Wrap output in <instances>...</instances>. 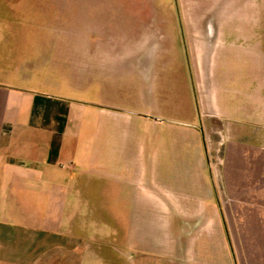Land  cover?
<instances>
[{
	"label": "crops",
	"instance_id": "0c3cea01",
	"mask_svg": "<svg viewBox=\"0 0 264 264\" xmlns=\"http://www.w3.org/2000/svg\"><path fill=\"white\" fill-rule=\"evenodd\" d=\"M84 5L85 23L72 29L71 55L23 65L0 56V264H40L46 252H67L65 223L94 200L130 207L131 220L150 224L148 234L161 228L169 244L141 249H163L173 264H184L200 238L212 254L221 244L229 264H264V185L253 192L263 198L255 207L252 188L226 184L215 170L209 196H217L218 206L184 208L189 194L173 175L186 157L155 144L187 138L164 110L154 114L151 103L156 63L169 57L167 36L155 26L156 5ZM188 20L203 112L217 113L222 99L244 121L254 97L264 99V0H213L189 10ZM44 62L62 63L64 70L49 72ZM221 187L230 192L227 204ZM158 221L163 228H155Z\"/></svg>",
	"mask_w": 264,
	"mask_h": 264
},
{
	"label": "rangeland",
	"instance_id": "374dc122",
	"mask_svg": "<svg viewBox=\"0 0 264 264\" xmlns=\"http://www.w3.org/2000/svg\"><path fill=\"white\" fill-rule=\"evenodd\" d=\"M150 1L157 7L155 26L167 36L169 56L156 63L155 91L151 97L154 114L164 110L168 123L180 124L182 133H187L186 139H157L155 144L172 151L182 150L186 157V165L179 169L181 172L173 175L187 188L189 197L183 199L187 206L184 208H202V202L209 207L218 206L217 196H209L215 170H220L221 181L226 184L241 181L244 188H252L249 195L253 205L259 207L263 198L253 192L264 185V99L254 97L249 117L242 122L226 101L221 99L219 111L209 114L203 112L198 99L197 65L189 49L192 40L187 30L188 11L197 12L212 5L213 0ZM85 13L84 0H0V56L7 57L14 65H23L26 61L36 64L40 59L71 55L74 51L72 29L84 25ZM44 63L49 72L64 70L62 63ZM255 83L254 78V86ZM139 103L140 110L144 111L147 102ZM172 134L176 135L175 127ZM221 136L223 139L219 142ZM221 188L222 200L227 204L230 192ZM77 210L80 213L77 219L64 225L71 247L67 252L44 253L40 264H173L170 254L160 252L163 249L158 248V252L141 249L149 244H169L167 233L158 228H163V222L158 221L157 231L148 234L150 224L131 220L130 207H106L94 200L78 206ZM116 214L120 221L116 220ZM151 225L154 228V222ZM171 241L174 246L182 242L179 237ZM191 246L184 264L208 261L229 264L221 244L215 254L209 252L207 239L195 240ZM54 256L58 260L52 263ZM179 256L177 249L174 260Z\"/></svg>",
	"mask_w": 264,
	"mask_h": 264
}]
</instances>
